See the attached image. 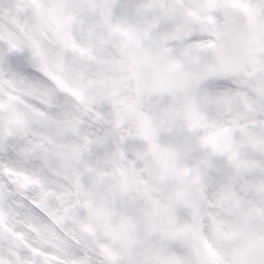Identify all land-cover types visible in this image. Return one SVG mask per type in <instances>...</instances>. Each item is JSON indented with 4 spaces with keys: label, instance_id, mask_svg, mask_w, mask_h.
<instances>
[{
    "label": "snow or ice",
    "instance_id": "obj_1",
    "mask_svg": "<svg viewBox=\"0 0 264 264\" xmlns=\"http://www.w3.org/2000/svg\"><path fill=\"white\" fill-rule=\"evenodd\" d=\"M0 264H264V0H0Z\"/></svg>",
    "mask_w": 264,
    "mask_h": 264
}]
</instances>
